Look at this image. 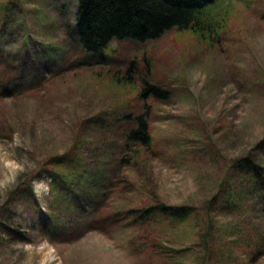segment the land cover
I'll use <instances>...</instances> for the list:
<instances>
[{
	"label": "rangeland",
	"instance_id": "obj_1",
	"mask_svg": "<svg viewBox=\"0 0 264 264\" xmlns=\"http://www.w3.org/2000/svg\"><path fill=\"white\" fill-rule=\"evenodd\" d=\"M77 7L78 0H0L1 55H28L29 66L43 49L49 67L44 81L28 76V93L0 96V264H200V223H161L162 247L146 249L132 230L95 222V206L73 211L61 184L51 185V176L67 174L53 160L78 144L109 184L117 149L104 144L120 134L103 132L92 117L149 112L155 157L127 172L124 190L105 188L104 216L158 204L201 215L218 205L229 165L264 138V0H217L200 30L114 41L103 61L69 32ZM145 81L161 95L144 90ZM228 213L219 218L233 224L241 210ZM244 264H264V253Z\"/></svg>",
	"mask_w": 264,
	"mask_h": 264
},
{
	"label": "trees",
	"instance_id": "obj_2",
	"mask_svg": "<svg viewBox=\"0 0 264 264\" xmlns=\"http://www.w3.org/2000/svg\"><path fill=\"white\" fill-rule=\"evenodd\" d=\"M215 1L217 0H78L76 20L69 27V32L87 54L103 61L107 57V49L114 41L146 43L160 39L173 29L200 30L198 27L207 9ZM45 52L41 49L32 53L29 66L28 55L17 59L0 53V96L9 94L17 97L22 91L28 93V81L33 82L29 75L35 74L36 79L46 80V76L40 75L49 68ZM49 59L53 61V58ZM145 84L144 90L153 89L155 95H161L146 81ZM101 116L103 115H96L92 120L98 123L101 121L103 132L107 130L110 134H120L113 139L114 142L105 143L106 139L103 141L104 151L117 149V174L114 180L108 179L112 182L108 184L105 181L106 174L94 173L85 164L86 153L78 144L53 160L58 168H66L67 174L62 175L63 177L51 176V185L56 189L55 185L61 184L58 189L64 192L65 201H71L73 211L82 212L84 208L95 206V210L101 211L95 222H103L104 226L107 223L110 228L132 230L139 240H143L146 249L150 245L162 247L163 243L157 235L165 222H177L178 225L194 226L196 229L195 220L202 226L199 229L200 244L203 246L200 264H214L215 259L225 263L231 261L233 264L242 261L241 264H244L264 253V138L229 165L226 179L222 182L219 204L206 207L201 215L194 207L158 204L144 206L142 209L115 207L112 215L104 216L102 210L106 209V205H99L103 202L100 194L105 196L107 187H120V190H124L121 187L128 180L127 172L134 170L139 173L137 168L142 160L148 159L152 154L155 157V153L149 112L123 113L111 119H102ZM106 165H99L97 171L105 172ZM216 198L212 200L213 204ZM232 205L234 209L240 208L241 215L233 224H229V221L224 223L219 217H229L227 212ZM153 226L156 229L152 232ZM59 227L66 233V223ZM92 228L98 230L95 229L97 227ZM144 231L151 233L144 234ZM147 234L155 239L144 237Z\"/></svg>",
	"mask_w": 264,
	"mask_h": 264
}]
</instances>
